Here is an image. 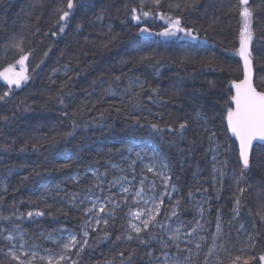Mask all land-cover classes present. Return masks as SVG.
Masks as SVG:
<instances>
[{
  "label": "trees",
  "instance_id": "16d2710c",
  "mask_svg": "<svg viewBox=\"0 0 264 264\" xmlns=\"http://www.w3.org/2000/svg\"><path fill=\"white\" fill-rule=\"evenodd\" d=\"M67 3L0 0V73L18 64L21 55L28 56V79L19 88L0 77V96L8 93L0 100V185L5 184L0 189V264H18L4 255L5 236L16 228L46 249L52 248L47 235L66 230L80 237L88 216L70 197L93 188L90 169L110 174V165L136 142L151 144L164 156L185 212L192 214L191 197L207 191L212 212L221 213L227 223L239 198L233 227H243L238 233H244V248L237 264H261L264 146L254 147L249 168L243 169L226 114L231 84L243 79L237 50L244 7L252 12L255 84L264 91V0H249L248 5L240 0H160L158 6L144 0L143 10L154 15L142 17L139 25L131 17L133 8L141 14V0H73L72 9ZM64 11L69 16L61 21ZM159 14L181 18L198 38L156 35L168 26ZM141 27L151 34L141 35ZM136 81L141 84L132 86ZM181 123H186L184 129ZM214 153L229 173L220 192ZM46 184L53 187L43 192ZM111 213L108 225L90 232L83 251L72 253L74 261L152 264L163 253V233L149 229L129 240L127 208Z\"/></svg>",
  "mask_w": 264,
  "mask_h": 264
},
{
  "label": "rangeland",
  "instance_id": "374dc122",
  "mask_svg": "<svg viewBox=\"0 0 264 264\" xmlns=\"http://www.w3.org/2000/svg\"><path fill=\"white\" fill-rule=\"evenodd\" d=\"M12 68L14 72L25 71L27 75L25 62L23 67L20 64H16ZM24 83L22 82V84ZM139 84L141 83L136 81L132 83V86ZM138 153L139 156H137ZM214 157L216 162L214 169L215 188L216 192H220L221 184L229 176V173L225 167H221L219 164L220 161H218L216 153H214ZM150 167L154 169L152 172L148 171ZM109 168L111 175L98 168L90 169L87 174L93 178V188L85 193L70 197L72 204L78 202L85 208L91 207L94 201L98 204L103 203L106 205L105 213H99L98 210H94L93 213L87 214L88 219L80 237L66 230L47 235L46 240L51 244L52 248L46 249L35 244L30 235L23 229L16 228L5 236L11 235L14 239L11 244L5 239L8 246L4 255L10 260H14L8 255V251L11 245H15L16 248L13 250L17 251V255H21V252L36 253L35 259H32L31 255H21V259L25 261V264H28L29 261H31V264H38V262L48 264L47 257L49 256L53 258V264H56V260L62 255L65 256V259L60 264H72V261H74L72 253L80 245H77L71 251H66L62 247V243L68 242L71 235H75L78 241H82L84 239V231H88L90 235L92 228L95 227V218L104 217L107 219L108 215L106 213L126 207L128 217L126 238L128 239V236L131 235L133 239L137 235L130 227V224L140 226L141 220L148 218V210L153 209L154 204L159 203L162 198L163 203L160 205L159 215L156 216V220L149 226V229H156L163 233V241H168V238L174 234L177 235L178 240L176 243L179 244V248L176 247V244L168 241L169 247L164 248L163 251V253H167V259L162 253L160 256L153 258L152 264H232L236 257H241L239 251L244 248H240L244 233L240 235L238 232H243V227L238 225L239 227L236 230L233 227V224L237 221L238 214L235 212L233 219L227 223L221 213L215 215L212 212L213 200L207 191H202L199 196L190 198L192 214L182 210L180 200L176 199L178 195L177 187L171 183L169 166L156 147L140 142L133 143L127 148L121 161L112 163ZM94 172L96 175H93ZM74 179L79 181L81 178L75 176ZM165 180H167V183H165ZM4 185H0L1 190L5 189V187H2ZM52 187L53 185L46 184L41 190L47 192ZM122 188H129V192L123 193ZM141 189V196L137 197L135 193ZM105 197H110L112 203L105 200ZM124 197L127 198L126 202ZM138 211L145 213L139 219L134 215ZM173 212L176 215H173ZM218 222L221 229L219 233L216 231ZM102 226L105 225L101 223L99 227ZM177 229H179V233H176ZM194 229L195 231H193ZM234 230L236 232H233ZM21 237H23V240H21ZM87 239L89 240V236ZM20 244H24L23 249L19 248ZM198 244L200 245L199 248L197 247ZM40 257H45V259L41 260Z\"/></svg>",
  "mask_w": 264,
  "mask_h": 264
},
{
  "label": "snow or ice",
  "instance_id": "6c2138e0",
  "mask_svg": "<svg viewBox=\"0 0 264 264\" xmlns=\"http://www.w3.org/2000/svg\"><path fill=\"white\" fill-rule=\"evenodd\" d=\"M153 4L158 6L160 4V0H152ZM241 4L248 5L249 0H240ZM67 8L72 9L73 8V0H68ZM141 14L137 15V10L135 8L132 9V20L136 21L137 24L142 20V17H149L151 15H154V13L151 10L144 11V0H141ZM241 15L244 20V25L240 33V47L237 50L238 55L241 57V59L244 62V78L240 80L239 82H233L232 86L235 89V94L231 96V106L227 108V114H226V121H227V130L232 134V136L235 138L236 141L239 143V159L242 162L243 169H248L250 164V154L253 148V142L254 141H261L264 142V91H257L255 87H253L252 84V59H251V51H250V44L253 39V31L251 29V18H252V12L248 7H244ZM69 16L68 11H64L63 15L60 16V20L64 21ZM159 19L167 20L168 26L164 28L162 32L155 33L158 36L168 37V38H178V39H197V35H195V30L193 28L182 26L181 18L177 17L175 19L168 17L165 14H159ZM60 32L64 31V27L61 26L59 28ZM140 34L143 35L144 33H150V29L148 27H141L139 29ZM183 35H179V34ZM55 35L56 33H52ZM17 49L20 50L21 53H23V48L20 43H17L14 45ZM47 55V53H45ZM28 59L27 55H21L20 59L17 61L18 64H20L22 67L24 65V62ZM144 59V58H142ZM0 77H2L4 80L7 81L8 85H15V87L19 88L22 84V82H26L28 79V76L25 74V71L21 72H14L12 66H10L8 69H6L3 73H0ZM116 79H119V77H116ZM8 93H5L4 96H0V100H3L5 96H7ZM149 100H152L153 97L149 96ZM60 103H64V100L61 99ZM180 129H184L186 127V123H181L179 125ZM151 128L154 131H162L157 124H151ZM214 136L215 133H212ZM139 156V153L137 154ZM215 160V157H213ZM64 167H67V165H64ZM167 167V165H165ZM215 169V166H214ZM153 168H148L149 172H152ZM245 173L241 172V175L243 176ZM93 175H96L94 172ZM165 183H167V180H165ZM174 190V189H173ZM238 191L243 194L245 192L244 188H239ZM123 193L129 192V188H122ZM142 189L140 191H137L135 195L137 197L141 196ZM105 200H107L109 203H112V200L110 197H105ZM124 200L126 202L127 198L124 197ZM163 203V199L161 198L159 203L154 204V208L148 210L147 212V219L141 220L140 226H137L136 224H130V227L132 230L136 233L137 239L140 238V234L142 232H146L149 229V226L156 220V216L159 215L160 211V205ZM240 199H236V208L234 209V212L238 214L239 208H240ZM118 206V205H117ZM94 210H98L99 213H105L106 212V205L103 203H97L92 202L91 207H87L84 209L85 213H93ZM43 213L37 212L36 215H42ZM108 216H112L113 213L108 212L106 213ZM145 213L142 212H136L134 215L137 219H139L142 215ZM173 215H176L175 212L172 213ZM29 217L33 215L32 212L27 213ZM95 218V217H94ZM261 220H264V215H262ZM103 223L104 225H108L109 220L104 217L95 218V227L92 228V231H97V228ZM162 226V225H161ZM220 224L219 222L216 225V231L217 233L220 232ZM195 231V229L193 230ZM176 233H179V229L176 230ZM190 235V234H189ZM84 239L82 241H78L75 235H71L68 242H63L62 247L66 251H71L73 248H76L77 245H80L78 248V253L82 252L84 249V246L88 245L89 241L87 237L89 236L88 231H84L83 233ZM7 241L11 244L14 237L9 235L5 237ZM120 237H117V240H119ZM128 239L131 240L132 236L129 235ZM215 239V237H214ZM21 240H23V237H21ZM178 240L177 235H172L168 238V241H171L172 243L176 244V247L179 248V244L176 243ZM168 241H162L163 247L167 248L169 247ZM141 244H146L147 241L140 239ZM197 247L199 248L200 245L198 244ZM15 245H11L8 255L18 261V264H25V261L21 259V255L28 256L31 255L32 259L36 258V253L32 252L29 254L28 252H21V255H17V251L13 250L15 249ZM20 249L24 248V244L19 245ZM121 256L124 255L123 252L120 253ZM148 255H151L149 253ZM165 256V259H167V253H163ZM41 260H44L45 257H40ZM65 259V256H60L58 260H56V264H60L61 261ZM240 257H236V259L232 262V264H236V261H238ZM255 259V257H253ZM260 261H264V255H261L259 257ZM48 264H53V258L51 256L47 257ZM28 264H31V261L28 262ZM72 264H78L77 261H72ZM244 264H249L248 260L244 261Z\"/></svg>",
  "mask_w": 264,
  "mask_h": 264
},
{
  "label": "water",
  "instance_id": "95a60500",
  "mask_svg": "<svg viewBox=\"0 0 264 264\" xmlns=\"http://www.w3.org/2000/svg\"><path fill=\"white\" fill-rule=\"evenodd\" d=\"M251 44H252V41H251ZM251 44H250V51H251V59H252V84H253V87H255L257 91H259V90L257 89V87H256V84H255L256 72H255V68H254V60H253V56H252V47H251ZM239 57H240V56H239ZM240 59H241V57H240ZM241 61H242V65H243V78H244V62H243L242 59H241ZM2 80H3V82L7 83V81L4 80L3 78H2ZM238 82H239V81H238ZM11 86L14 87L15 85H11ZM231 88H232V90H233V95H234V94H235V89L233 88L232 84H231ZM230 134H231V133H230ZM231 136H232V134H231ZM232 137H233V136H232ZM233 138H234V137H233ZM234 139H235V138H234ZM237 142H238V141H237ZM256 145L264 146V142H261V141H254V142H253V148H252L251 154H252V152H253V150H254V147H255ZM238 149H239V143H238ZM251 154H250V158H251ZM261 264H264V261H261Z\"/></svg>",
  "mask_w": 264,
  "mask_h": 264
}]
</instances>
